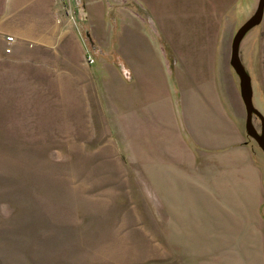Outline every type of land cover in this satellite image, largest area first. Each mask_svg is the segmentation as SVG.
I'll use <instances>...</instances> for the list:
<instances>
[{
	"label": "rangeland",
	"instance_id": "374dc122",
	"mask_svg": "<svg viewBox=\"0 0 264 264\" xmlns=\"http://www.w3.org/2000/svg\"><path fill=\"white\" fill-rule=\"evenodd\" d=\"M45 2L83 59L75 46L51 69L0 64V264H264V151L232 65L260 0H178L168 16L164 0H33L36 15ZM154 51L169 91L144 109ZM240 55L264 115V17Z\"/></svg>",
	"mask_w": 264,
	"mask_h": 264
},
{
	"label": "crops",
	"instance_id": "0c3cea01",
	"mask_svg": "<svg viewBox=\"0 0 264 264\" xmlns=\"http://www.w3.org/2000/svg\"><path fill=\"white\" fill-rule=\"evenodd\" d=\"M32 2L33 0H9V2L4 5V7H2L0 4V33L10 34L14 38L13 45L9 47L12 48L11 53H6L7 55H0V64H9L8 67H4V70L13 69L18 71L20 68H27L32 70H39L40 68H42L40 70L51 69L52 54L56 55V61H60L62 59L64 60L67 57V52L69 51V49H72V47L75 48V46L81 61L83 59L82 47L76 45L73 39L69 36L70 32H73V30L71 29L70 32L66 31V29L64 30V26H62L60 23L57 24V21L54 18L55 15L51 19V14H55L56 12H58L57 10H59V8L56 6L57 4H50L48 2H45L48 3V6L44 7V9L42 7H39V12L43 13L44 15L42 14L38 16L36 15L38 11L33 7L34 4ZM177 2L178 0H172L169 5L168 0H164L163 4L165 8V14L167 16L170 10L171 12H173V9H176L175 4H177ZM175 13H177V11ZM44 17L47 18L44 19ZM176 18L177 17H169L165 20L168 21ZM95 19L96 18H94V20ZM172 30L173 26H171L170 28V31ZM7 43L10 46L11 42ZM123 44H127V41L125 39ZM155 49H157V46H155ZM173 49H175L176 53L179 51L177 47ZM2 52H4V50H0V53ZM148 53L151 55V57L141 58L142 62L140 63L143 65V67L139 70V80H137L138 86H140L138 90L141 91L139 97L142 102L146 103L142 104V107L144 109L147 108L146 106H151L153 102L155 103L157 101L155 98V93L158 92V87L160 89V94H168L169 91L164 86L163 88L161 87L163 84H161L162 82L160 80L159 68L156 62V60L158 59L157 52L156 54L155 51L153 54H151V52ZM70 58L71 57H69L68 59ZM57 67H59V65L55 66V68ZM131 67L134 68L133 65H131ZM6 74V78L8 79L6 82L2 81V84H7L9 86L17 85V83L25 84L24 81L26 80L25 78H23L24 76H16L14 78L12 77L13 79H10L8 75L11 73L9 71H6ZM37 78L42 79L44 82L47 81L45 80V77L41 78L40 76H36L34 79L37 80ZM4 79L5 78H3V80ZM54 82L55 84H60L63 81H61V79L58 77V79ZM153 97L155 98V100H153ZM159 99L162 100V98L160 97L158 98V100ZM17 101L21 102L23 100L21 97H18ZM150 112H155L154 120L156 122L158 119L163 122V120H165L166 118V122H170L171 130L173 129V119L168 110H162L161 107V110L150 109ZM162 115L163 117H161ZM174 120V127H177V125L179 126L178 120ZM157 125L159 126V123H157ZM158 132L160 131L158 130ZM176 133L177 132H175V136L177 137L178 135ZM158 163H160V165H163V163H166V161L160 160ZM209 177H211L210 173ZM211 195L213 194L211 193ZM232 196H234V193L232 194Z\"/></svg>",
	"mask_w": 264,
	"mask_h": 264
},
{
	"label": "water",
	"instance_id": "95a60500",
	"mask_svg": "<svg viewBox=\"0 0 264 264\" xmlns=\"http://www.w3.org/2000/svg\"><path fill=\"white\" fill-rule=\"evenodd\" d=\"M81 13L85 15V9L81 10ZM264 17V0H260L259 8L255 16H253L237 33L233 43V57L232 65L235 68L237 74L241 79V92L246 105L247 110V130L249 136L253 137L264 151V115L255 107L254 88L252 84V78L245 69L242 63L240 55L241 44L250 30L258 26ZM84 19H87L85 16ZM261 118L263 122V130L260 133L254 125V116Z\"/></svg>",
	"mask_w": 264,
	"mask_h": 264
},
{
	"label": "built area",
	"instance_id": "2783aa9c",
	"mask_svg": "<svg viewBox=\"0 0 264 264\" xmlns=\"http://www.w3.org/2000/svg\"><path fill=\"white\" fill-rule=\"evenodd\" d=\"M9 41H14V40H13V38H9ZM11 51H12L11 49L8 50V52H11ZM92 58L93 57L91 55H89L88 59H90L92 61Z\"/></svg>",
	"mask_w": 264,
	"mask_h": 264
}]
</instances>
